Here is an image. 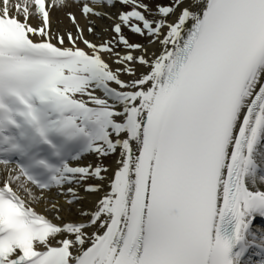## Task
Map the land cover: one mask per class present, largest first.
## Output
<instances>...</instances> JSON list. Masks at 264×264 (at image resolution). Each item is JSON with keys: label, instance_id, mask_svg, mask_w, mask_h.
Instances as JSON below:
<instances>
[{"label": "snow or ice", "instance_id": "6c2138e0", "mask_svg": "<svg viewBox=\"0 0 264 264\" xmlns=\"http://www.w3.org/2000/svg\"><path fill=\"white\" fill-rule=\"evenodd\" d=\"M0 264H264V0H0Z\"/></svg>", "mask_w": 264, "mask_h": 264}, {"label": "bare ground", "instance_id": "6f19581e", "mask_svg": "<svg viewBox=\"0 0 264 264\" xmlns=\"http://www.w3.org/2000/svg\"><path fill=\"white\" fill-rule=\"evenodd\" d=\"M65 23H67V22L65 21ZM112 166H114V164H112ZM52 198L53 199H59V197H56L55 194H53ZM91 199L92 198H89V202L91 201ZM61 202L63 203V201H61ZM39 207H40L41 210L43 209V205H40Z\"/></svg>", "mask_w": 264, "mask_h": 264}, {"label": "rangeland", "instance_id": "374dc122", "mask_svg": "<svg viewBox=\"0 0 264 264\" xmlns=\"http://www.w3.org/2000/svg\"><path fill=\"white\" fill-rule=\"evenodd\" d=\"M112 162V160H108V163L110 164Z\"/></svg>", "mask_w": 264, "mask_h": 264}]
</instances>
